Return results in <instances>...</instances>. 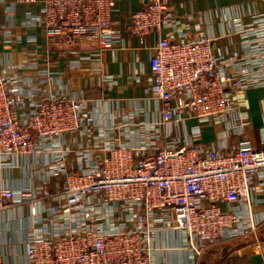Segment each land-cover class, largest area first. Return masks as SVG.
Here are the masks:
<instances>
[{"label": "built area", "instance_id": "built-area-1", "mask_svg": "<svg viewBox=\"0 0 264 264\" xmlns=\"http://www.w3.org/2000/svg\"><path fill=\"white\" fill-rule=\"evenodd\" d=\"M170 1L144 0L129 14L141 46L156 38L149 73L135 77L151 97L126 111L114 102L117 117L107 110L110 101L87 100L57 73L26 76L22 65L0 62V170L25 168V161L33 170L29 185L0 188V211L28 207L27 264H162L153 247L162 234L177 237L195 258L212 245L255 236L264 222L255 211L264 201V122L254 147L237 100L238 92L264 88V14L231 22L238 52L218 54L206 37L190 36ZM121 2L0 0L9 16L18 5L38 7L26 13L25 28L93 32L96 48L69 52V68L91 63L108 89L116 79L100 60L125 48L112 23ZM207 126L219 131L202 144Z\"/></svg>", "mask_w": 264, "mask_h": 264}, {"label": "crops", "instance_id": "crops-1", "mask_svg": "<svg viewBox=\"0 0 264 264\" xmlns=\"http://www.w3.org/2000/svg\"><path fill=\"white\" fill-rule=\"evenodd\" d=\"M144 0H123L117 5L112 23L120 26L122 36L126 39L124 50L114 49L104 52L100 60L102 70L112 74L116 84L108 89L99 83L98 72H93L91 63H83L77 69L69 68L68 55L71 51L92 52L97 39L93 32L81 30L78 33L55 32L47 34L40 28H25L21 22L28 11L37 13V6L18 5L11 16L6 14L0 4V55L1 67L4 59L22 65L26 76L35 74L37 69H47L57 73L63 84L70 90L81 91L87 100L104 98L112 106L113 116L117 117L114 102L119 103L126 111L135 102L142 106L145 98L151 97L145 83H137L136 76L145 79L148 70L150 50L156 38L148 36L145 45L141 46L128 28L129 14L142 7ZM177 18L183 28L189 29L191 37L203 36L209 39L218 54L233 55L238 52L239 38L231 33V22L240 19L243 24L251 23L253 14H264V0H171ZM12 17V18H11ZM11 19V22H10ZM6 26L11 33V43L3 42ZM35 43H29V37ZM35 67L29 68L28 65ZM238 105L250 120L248 139L254 147L259 145L258 128L264 122V88H254L238 92ZM130 103V104H129ZM152 107L154 106L151 102ZM153 109V108H152ZM191 124L194 122L191 121ZM218 127L202 128V144L215 142ZM230 143L233 140H229ZM35 162V160H33ZM25 161V168L0 170V188L29 185L33 178L31 162ZM264 214V201L255 209ZM31 224L28 207H16L13 210L0 211V264H27L26 240ZM255 236L243 237L210 246L201 256L192 258L190 252L177 246V237L164 235L154 243L157 248L155 260L162 264H264V222L259 226Z\"/></svg>", "mask_w": 264, "mask_h": 264}, {"label": "rangeland", "instance_id": "rangeland-1", "mask_svg": "<svg viewBox=\"0 0 264 264\" xmlns=\"http://www.w3.org/2000/svg\"><path fill=\"white\" fill-rule=\"evenodd\" d=\"M49 188L51 189V186Z\"/></svg>", "mask_w": 264, "mask_h": 264}]
</instances>
